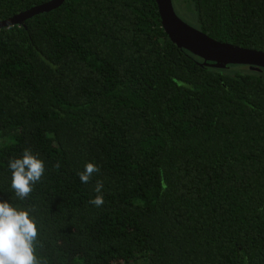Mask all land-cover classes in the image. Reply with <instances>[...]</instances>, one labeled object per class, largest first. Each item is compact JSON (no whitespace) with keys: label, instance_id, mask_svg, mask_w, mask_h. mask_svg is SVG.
<instances>
[{"label":"trees","instance_id":"1","mask_svg":"<svg viewBox=\"0 0 264 264\" xmlns=\"http://www.w3.org/2000/svg\"><path fill=\"white\" fill-rule=\"evenodd\" d=\"M47 1L0 0V20ZM172 1L264 50V0ZM25 149L45 173L20 200ZM0 202L29 210L46 264H264V68L178 47L156 0H65L1 28Z\"/></svg>","mask_w":264,"mask_h":264},{"label":"clouds","instance_id":"2","mask_svg":"<svg viewBox=\"0 0 264 264\" xmlns=\"http://www.w3.org/2000/svg\"><path fill=\"white\" fill-rule=\"evenodd\" d=\"M55 166L60 167L59 163ZM9 168L12 172L11 188L20 200L30 196L33 186L41 181L45 173L44 162L29 149L23 151L21 158L11 159ZM99 171L96 164L87 163L84 171L78 175L81 182L87 184ZM102 189L103 181L98 180L95 185L97 195L89 201L90 204L103 206ZM259 211L264 212V208ZM38 235L37 223L30 216L29 210L0 202V264H46L36 254Z\"/></svg>","mask_w":264,"mask_h":264},{"label":"water","instance_id":"3","mask_svg":"<svg viewBox=\"0 0 264 264\" xmlns=\"http://www.w3.org/2000/svg\"><path fill=\"white\" fill-rule=\"evenodd\" d=\"M65 0H49L35 5L8 19L0 20V29L23 23L34 15L50 12ZM161 16L162 26L171 41L180 48L212 61L217 66L244 64L264 68V50L242 47L219 41L183 20L175 11L172 0H156Z\"/></svg>","mask_w":264,"mask_h":264},{"label":"rangeland","instance_id":"4","mask_svg":"<svg viewBox=\"0 0 264 264\" xmlns=\"http://www.w3.org/2000/svg\"><path fill=\"white\" fill-rule=\"evenodd\" d=\"M187 22V21H186ZM190 24V23H189Z\"/></svg>","mask_w":264,"mask_h":264}]
</instances>
